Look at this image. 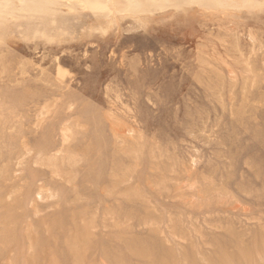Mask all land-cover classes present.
Returning <instances> with one entry per match:
<instances>
[{"label": "rangeland", "instance_id": "1", "mask_svg": "<svg viewBox=\"0 0 264 264\" xmlns=\"http://www.w3.org/2000/svg\"><path fill=\"white\" fill-rule=\"evenodd\" d=\"M10 2L0 264H264V0Z\"/></svg>", "mask_w": 264, "mask_h": 264}, {"label": "bare ground", "instance_id": "2", "mask_svg": "<svg viewBox=\"0 0 264 264\" xmlns=\"http://www.w3.org/2000/svg\"><path fill=\"white\" fill-rule=\"evenodd\" d=\"M137 1V0H136ZM160 1V0H159ZM184 1V0H183ZM5 2V1H4ZM9 2H10V0H9ZM63 2V1H62ZM164 2V1H163ZM163 2H161V4L163 3ZM11 3V2H10ZM20 3V2H19ZM68 3V2H67ZM66 3V4H67ZM155 3V2H154ZM158 3V2H157ZM166 4V3H165ZM18 5V4H17ZM15 7V6H14ZM115 7V6H114ZM108 12V11H107ZM126 13V12H125ZM133 13V12H132ZM135 13V12H134ZM63 18V17H62ZM36 21V20H35ZM32 23V22H31ZM40 24V23H39ZM42 24V23H41ZM135 26V25H134ZM53 34V33H52ZM39 51V50H38Z\"/></svg>", "mask_w": 264, "mask_h": 264}]
</instances>
